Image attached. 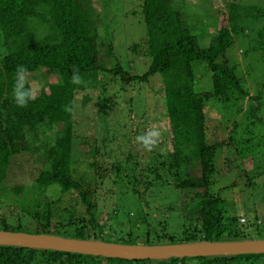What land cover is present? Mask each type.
Instances as JSON below:
<instances>
[{"label":"trees","instance_id":"16d2710c","mask_svg":"<svg viewBox=\"0 0 264 264\" xmlns=\"http://www.w3.org/2000/svg\"><path fill=\"white\" fill-rule=\"evenodd\" d=\"M260 11L258 5L231 4L229 13H221L216 33L208 43L202 44L198 35L184 27L182 13L175 0H143L141 14L151 62L142 75H130L120 64L106 68L101 63L100 48L106 46L110 54L111 45L97 32L95 11L90 0H0V46L4 51L0 56V195L8 197L5 182L12 176L14 166L21 167L19 156L23 153L30 154L28 159L40 165L36 169L41 190L57 185L62 193L71 194L67 207H54L50 203L43 212L31 214L35 226L33 231H29L28 226H11L5 219L0 220L1 230L79 239L97 237L94 229L100 227L95 202L98 181L75 179L73 164L78 161L72 159V147L76 137L77 96L97 87L101 79L99 73L108 72L113 78H119L123 91L130 82L146 84L154 77L160 78L171 151L166 157L153 155L149 162L142 164L138 149L135 153L129 147L123 154L126 155L124 160L118 158L109 165H103L97 161L99 149L92 137L93 143H82L88 147L86 153L91 159L89 165L95 173V180L103 181L114 176V183L131 186V193L137 196L138 202L145 191L159 184L172 185L179 192L186 191L194 207L190 210L184 208L181 212L190 227L183 231L182 240L175 241L169 235V243L245 239L247 234L239 226L238 219L227 215L223 200L211 189L217 172L215 157L220 143L212 144L207 138L206 104L215 100L229 110L248 97L258 102V106L251 104L248 110L253 124H264V119L258 115L263 103L258 96H250L235 66L230 65L226 57L227 50L234 43L233 34L240 32L238 22L244 18L257 20ZM198 63L205 64L211 74L210 90L197 92L194 89V65ZM21 64L28 68V73L47 69L58 76L48 84V91L42 90L26 108L16 106L11 98L14 72ZM74 67L79 68L86 84L70 82ZM102 85L105 92L106 83ZM90 100V96L84 94L81 108ZM70 103L72 115L64 111V106ZM129 140L130 137L124 141L127 147ZM243 143L247 144V141ZM237 150L240 154L244 152ZM139 185L143 186V192ZM12 190L19 192L18 187H12ZM79 207L83 212L78 213ZM66 227L68 230H64ZM139 227L133 228L138 232ZM89 228L93 233L88 232ZM127 235V240L120 242L136 243L137 235L133 230ZM154 235L147 232L146 244L163 243ZM250 256L128 261L0 246V264H235V261Z\"/></svg>","mask_w":264,"mask_h":264},{"label":"rangeland","instance_id":"374dc122","mask_svg":"<svg viewBox=\"0 0 264 264\" xmlns=\"http://www.w3.org/2000/svg\"><path fill=\"white\" fill-rule=\"evenodd\" d=\"M142 1L90 0L95 11L97 32L111 45L110 54L106 46L100 48L101 63L106 68L120 64L130 75H142L147 71L151 57L145 43ZM234 3L258 5L261 10L257 20L244 18L238 22L240 32L233 34L234 43L227 50L226 57L229 64L235 66L236 73L242 78L250 96L260 98L263 105L258 115L264 119V0H175V5L182 13L184 27L190 33L198 35L202 44L209 42V38L218 29L221 13H229V6ZM3 52L0 46V56ZM194 73L195 91L203 92L212 88L211 74L205 64H195ZM99 78L102 80L100 79L97 87L77 96L74 127L76 137L72 147V159L78 161L73 164L75 179L98 181L95 202L100 227L94 229L98 238L89 239L101 238L104 241L125 243L120 240H127V232L133 230L134 235H137L135 242L139 244L148 243L146 236L149 231L155 233L156 239L160 237L159 240L163 241L158 244L169 243V235L175 241L182 240L183 231L190 225L181 210L194 207V202L186 191L179 192L172 185L159 184L145 191L138 202L137 196L131 193V186L114 183V176L103 181L97 178L95 180V173L89 165L91 159L86 153L88 147L82 143H93L92 137L95 138V146L99 149L97 161L103 165H109L118 158L124 160L126 155L123 154L129 147L135 153L138 149L139 162L142 164L149 162L153 155L161 154L166 157L171 151V141L162 103L163 86L160 78L154 77L146 84L130 82L125 85V91L121 90L119 78H113L110 73L100 72ZM28 79L37 89V96L42 90L48 91V84L57 80L58 76L44 69L28 73ZM104 82L107 87L105 92L102 85ZM84 94H88L91 100L81 108ZM251 104L258 106L257 101L248 97L229 110L222 108L215 100L206 104L207 138L212 144L220 143L215 157L217 172L211 189L223 200V209L227 215L238 219L239 226L247 234L245 239L262 240L264 124H253L252 117L248 114ZM152 127L160 128L162 135L157 146L152 151H146L134 141L137 135ZM122 135L125 139L130 137L128 147L125 139L122 140ZM244 140L247 144L243 143ZM237 149L244 152L240 154ZM28 158V153L19 156L21 167L14 166L12 176L5 182L9 194L8 197L0 195V220L5 219L11 226H28L29 231H33L35 226L31 214L43 212L50 203L54 207H67L71 194L62 193L57 185L41 190L37 183L36 169L40 165ZM195 173L199 175V172ZM12 187H18L19 192H14ZM139 188L141 192L144 191L142 185ZM23 193L26 194L25 197L21 196ZM81 212L83 209L79 207L78 213ZM186 213L185 211L184 215ZM137 226H140L138 232L133 228ZM163 229L166 230L165 233ZM64 230H68L67 227ZM87 230L93 233L92 228ZM263 256L264 254L252 255L248 259L235 261V264H264Z\"/></svg>","mask_w":264,"mask_h":264},{"label":"water","instance_id":"95a60500","mask_svg":"<svg viewBox=\"0 0 264 264\" xmlns=\"http://www.w3.org/2000/svg\"><path fill=\"white\" fill-rule=\"evenodd\" d=\"M0 246L53 250L84 256L128 261H165L170 258H197L264 254V239L196 241L166 244H128L79 239L53 234H31L0 230Z\"/></svg>","mask_w":264,"mask_h":264},{"label":"clouds","instance_id":"9594fccd","mask_svg":"<svg viewBox=\"0 0 264 264\" xmlns=\"http://www.w3.org/2000/svg\"><path fill=\"white\" fill-rule=\"evenodd\" d=\"M70 82L76 85L86 84L78 67L73 68ZM37 89L30 84L28 79V68L21 64L17 65L14 72L13 85L11 90V98L16 106L26 108L30 101L36 99ZM64 111L73 114L71 103L64 106ZM162 135L161 129L152 127L148 131L143 132L135 137V143L146 151H152L159 143Z\"/></svg>","mask_w":264,"mask_h":264},{"label":"built area","instance_id":"2783aa9c","mask_svg":"<svg viewBox=\"0 0 264 264\" xmlns=\"http://www.w3.org/2000/svg\"><path fill=\"white\" fill-rule=\"evenodd\" d=\"M242 221H244V219H242Z\"/></svg>","mask_w":264,"mask_h":264}]
</instances>
